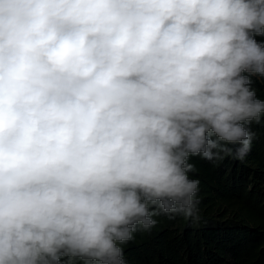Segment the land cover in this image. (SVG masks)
<instances>
[{"label":"clouds","instance_id":"obj_1","mask_svg":"<svg viewBox=\"0 0 264 264\" xmlns=\"http://www.w3.org/2000/svg\"><path fill=\"white\" fill-rule=\"evenodd\" d=\"M256 36L264 0H0V264L198 221L191 158L243 161L264 117Z\"/></svg>","mask_w":264,"mask_h":264},{"label":"trees","instance_id":"obj_2","mask_svg":"<svg viewBox=\"0 0 264 264\" xmlns=\"http://www.w3.org/2000/svg\"><path fill=\"white\" fill-rule=\"evenodd\" d=\"M253 81L264 99V78ZM248 127L255 135L243 161L191 158L199 220L156 217L154 227L121 245L126 264H264V117Z\"/></svg>","mask_w":264,"mask_h":264}]
</instances>
